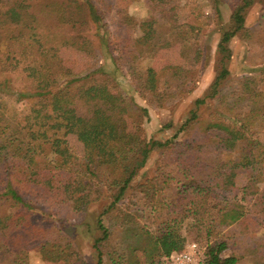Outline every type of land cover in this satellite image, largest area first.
Segmentation results:
<instances>
[{"label":"trees","instance_id":"trees-1","mask_svg":"<svg viewBox=\"0 0 264 264\" xmlns=\"http://www.w3.org/2000/svg\"><path fill=\"white\" fill-rule=\"evenodd\" d=\"M207 1L211 11L204 17L222 24L219 0ZM95 2L50 0L36 13L28 0H0V202L11 207L0 213V264H27L30 250L48 261L67 257L69 264H86L65 225L93 237L96 264H103L104 249L112 264H166L171 253L183 249L189 239L205 241L204 246L198 244L203 249L202 264H237L238 257L226 253L228 242L220 232L244 215L238 205L241 201H248L258 216H264V188L259 190L264 182V141L257 135L264 132V91L258 86L263 79L239 78L232 101L221 108L214 106V99L229 76L227 43L235 36H248V10L264 0L230 1L214 78L165 139L146 137L141 120L147 107L123 96L109 70L126 69L123 74L130 76L134 91L147 103L162 107L187 92L188 78L180 74L185 68L164 67L169 76L159 87L158 71L147 68L143 80L135 59L128 56L131 46L112 37L98 42L105 48L110 69L76 76L61 66L57 53L64 45L92 55L91 41L81 33L91 26L104 27V12ZM148 3L151 15L138 23L142 34L136 42L141 46L152 43L159 21L175 26L172 19L180 0ZM194 14L192 10L188 16ZM123 17L130 22L125 12ZM196 18L178 28L187 26L194 32ZM178 34L184 36L182 30ZM161 46L165 45L152 43L153 50ZM180 75L183 78L174 83ZM12 77H20L23 87L16 89ZM202 106L207 121L201 136L194 137ZM126 115L133 120L132 131L126 128ZM69 133L83 145L81 159L62 141ZM152 151H159L155 168L152 176L133 187L140 203L132 211L124 198ZM240 173L245 182L238 187ZM111 192L115 193L105 207L90 212L92 204ZM229 194L238 195V200H231ZM40 201L75 216L47 222L45 215L31 207ZM110 211L116 213L113 218L122 229L115 243L110 242L112 231L102 221Z\"/></svg>","mask_w":264,"mask_h":264},{"label":"rangeland","instance_id":"rangeland-1","mask_svg":"<svg viewBox=\"0 0 264 264\" xmlns=\"http://www.w3.org/2000/svg\"><path fill=\"white\" fill-rule=\"evenodd\" d=\"M50 0H28L31 4V9L36 13H40V9L46 5ZM61 1V0H59ZM64 1V0H63ZM96 0H94L95 2ZM231 0H219L218 5L222 15V24H217L213 17H204L205 14L210 13L211 4L207 0H180L179 7L174 12L172 24L159 21L157 23V33L152 38V43H157L159 46L156 50L152 49L150 45L141 46L136 39L142 34L138 23L151 15L148 0H101L98 7L104 12L103 23L104 27L95 28L93 26L85 29L83 34L91 41V53L73 45H64L58 50L61 66L71 70L72 74L80 76L84 73L97 72L101 69H110L111 64L109 57L106 55L105 48L99 45L98 42L102 37H112L114 41L118 38L119 43L129 44L131 46V54L129 58L135 59L136 67L141 71L143 80L146 77V70L149 67L158 71V85L161 87L163 79L169 76V72H164L163 68L166 66H181L186 69L184 73H180L187 77L184 87L187 92L179 98H175L167 105L156 107L145 101L133 89L128 74H123L126 69L122 71L112 72V67L109 71L110 75L114 77L123 96H129L133 102L139 106L147 107V114L142 118V127L146 137L153 139H165L172 136L175 130L180 126L181 122L188 115L189 109L192 107L196 98L203 96L209 84L215 75V60L216 54L219 52V41L221 38V31L224 30L229 22L230 4ZM194 10V16L198 19V28L194 32L189 31V27L178 25L191 22L193 23L195 17H189L188 14ZM126 13L130 22L123 17V12ZM122 12V13H121ZM198 13V14H197ZM200 15V16H198ZM124 18V20H120ZM132 21L134 23H132ZM219 23V22H218ZM177 24V26H176ZM245 25L249 28V34L244 39L238 36L233 37L227 46L230 49V58L226 62L229 76L224 81L221 87V93L214 99V106L218 108L223 107L226 103L231 102V93L236 87V82L239 78L253 75L263 79L258 86L264 91V4L255 3L246 15ZM65 30H69L65 26ZM179 30L184 32L178 34ZM77 33V30L72 31ZM72 33H70L72 35ZM196 33V34H195ZM87 35V36H86ZM124 40V41H122ZM116 44H114V47ZM139 47H143L139 51ZM117 51V50H116ZM181 52H183L181 54ZM111 59V58H110ZM103 67V68H102ZM14 76V75H11ZM63 77V75H62ZM183 77L178 76L173 82ZM14 87L22 88V80L20 77H12ZM115 89L114 91H119ZM19 102L17 105H21ZM240 103L237 105L239 108ZM221 106V107H220ZM202 106L201 118L198 124L193 128L192 135L194 137L201 136L206 121L207 110ZM126 128L128 131L134 129V123L130 116H125ZM169 124V126H167ZM260 142L264 141V132L257 133ZM62 141L70 147H73L80 159L83 155V145L78 141L77 137L69 133ZM159 155V151H152L149 155L146 164L139 170L132 181L127 196L124 202L131 206L132 211L139 206V193L133 187L138 183L152 176L155 168V160ZM238 187L245 182V176L240 173L237 176ZM264 188V182L259 184V190ZM115 192L111 195H106L104 200L100 203H95L90 206V212L93 214L100 211L111 200ZM132 194V197H128ZM128 197V198H127ZM229 198L237 199L238 195L229 194ZM132 203V204H131ZM211 203V202H210ZM240 210L244 211V215L237 221L221 228L220 235L228 242L227 254H234L238 257L237 264H264V216H258L255 210L248 201H241L239 204ZM34 210L40 211L46 216V221H52L53 218L72 220L75 216L67 209L57 211L51 209L49 203L38 202L31 204ZM11 209L8 202H0V213H6ZM13 209V208H12ZM115 212H107L102 216V221L111 229L112 234L110 242L115 243L122 237V229L116 223ZM148 220V219H147ZM141 219V222H147ZM73 223V222H71ZM77 222L75 223V225ZM66 234L70 235L74 244L78 248L86 264H96V253L92 247L93 237L86 235L83 230L71 225L63 227ZM188 242H197L200 246L205 245V241H197L189 239ZM185 243V244H186ZM103 254V264H112L110 258L105 253ZM27 264H69V259L63 257L58 261H48L44 259L39 252L30 250L28 254Z\"/></svg>","mask_w":264,"mask_h":264},{"label":"built area","instance_id":"built-area-1","mask_svg":"<svg viewBox=\"0 0 264 264\" xmlns=\"http://www.w3.org/2000/svg\"><path fill=\"white\" fill-rule=\"evenodd\" d=\"M203 249L196 242H188L180 251L172 252L166 264H202Z\"/></svg>","mask_w":264,"mask_h":264}]
</instances>
